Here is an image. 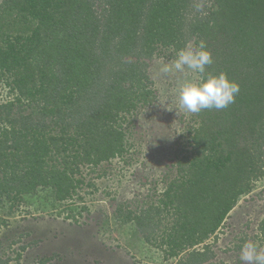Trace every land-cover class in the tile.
<instances>
[{"label": "trees", "instance_id": "1", "mask_svg": "<svg viewBox=\"0 0 264 264\" xmlns=\"http://www.w3.org/2000/svg\"><path fill=\"white\" fill-rule=\"evenodd\" d=\"M196 5L2 0L0 83L11 96L0 102V200L19 202L39 187L57 201L71 199L83 166L125 151L122 121L151 92L146 60L158 45L178 51L196 38L212 54L207 70L227 73L240 92L225 109L196 113L189 150L176 160L177 175L158 205L127 211L124 220L146 241L165 243L177 264H213L205 241L264 175V0H209L201 11ZM26 100L40 110L25 113ZM166 217L169 224L152 238V224Z\"/></svg>", "mask_w": 264, "mask_h": 264}, {"label": "rangeland", "instance_id": "2", "mask_svg": "<svg viewBox=\"0 0 264 264\" xmlns=\"http://www.w3.org/2000/svg\"><path fill=\"white\" fill-rule=\"evenodd\" d=\"M194 2L201 11L209 0ZM187 44L198 45L196 38ZM176 52L173 46L158 45L146 60L151 92L148 101L139 102L122 121L125 151L98 166H83V184L71 199L57 201L50 188L39 187L19 202L0 200V257H9L8 264H177L178 257H166L165 243L159 247L146 241L134 221L124 220L127 211L139 214L158 205L177 175L176 160L187 154L190 131L197 125L196 114L179 108L177 97L179 81L196 74L160 72ZM0 87L2 102L11 95L1 83ZM40 107L27 100L20 105L25 113ZM50 128L59 130L55 125ZM149 212L155 213L153 208ZM167 219L152 224L157 225L152 238L162 223L169 224ZM263 220L264 175L239 197L205 241L213 253L207 262L246 264L240 260L241 245L252 239L264 246V231L259 227ZM156 241L160 243V237Z\"/></svg>", "mask_w": 264, "mask_h": 264}, {"label": "clouds", "instance_id": "3", "mask_svg": "<svg viewBox=\"0 0 264 264\" xmlns=\"http://www.w3.org/2000/svg\"><path fill=\"white\" fill-rule=\"evenodd\" d=\"M213 57L204 41L198 45L187 44L176 52L175 59L162 64L163 74H196V78H184L177 88L178 106L189 113H199L206 109H225L235 102L240 86L229 79L227 73L209 72ZM240 260L246 264H264V246L257 240L246 239L240 248Z\"/></svg>", "mask_w": 264, "mask_h": 264}]
</instances>
